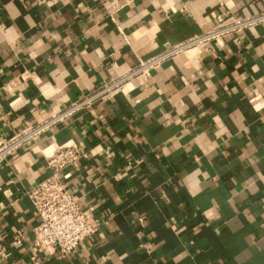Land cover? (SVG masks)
<instances>
[{"label": "crops", "instance_id": "0c3cea01", "mask_svg": "<svg viewBox=\"0 0 264 264\" xmlns=\"http://www.w3.org/2000/svg\"><path fill=\"white\" fill-rule=\"evenodd\" d=\"M264 0H0V142ZM97 229L33 245L46 154ZM264 264V18L133 73L0 160V264Z\"/></svg>", "mask_w": 264, "mask_h": 264}, {"label": "built area", "instance_id": "2783aa9c", "mask_svg": "<svg viewBox=\"0 0 264 264\" xmlns=\"http://www.w3.org/2000/svg\"><path fill=\"white\" fill-rule=\"evenodd\" d=\"M260 18H264V12L256 17L220 23L218 27L208 29L176 45L163 54L142 61L128 75L112 79L99 90L72 102L66 109L53 113L49 118L39 122L24 133L16 135L5 142H0V160L20 145L26 137L43 131L76 110L90 105L98 96L113 93L121 87L126 78L131 74L147 73L151 65L169 56L171 52L196 46L200 47L223 32L230 31L236 28V26L248 24ZM85 154V149L75 142L62 143L46 154L47 163L52 172L27 190V195L34 206V213L39 217V222L33 228L34 246L44 250H56L61 255H68L84 237L97 229L96 225L87 220L86 213L80 208L76 198L60 177L65 167ZM36 263V261H32L29 264Z\"/></svg>", "mask_w": 264, "mask_h": 264}]
</instances>
